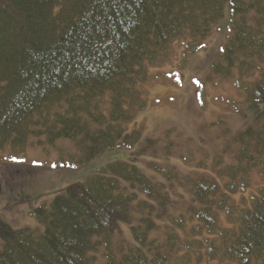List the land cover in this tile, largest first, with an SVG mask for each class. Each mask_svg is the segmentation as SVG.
I'll return each mask as SVG.
<instances>
[{
  "label": "trees",
  "instance_id": "trees-1",
  "mask_svg": "<svg viewBox=\"0 0 264 264\" xmlns=\"http://www.w3.org/2000/svg\"><path fill=\"white\" fill-rule=\"evenodd\" d=\"M226 14L205 82L231 83L250 112L264 103V0H0V161L130 153L36 208L35 228L0 215V264H264V110L238 132L211 123L224 144L207 159L139 119L153 70L176 63L166 77L182 81Z\"/></svg>",
  "mask_w": 264,
  "mask_h": 264
},
{
  "label": "rangeland",
  "instance_id": "rangeland-1",
  "mask_svg": "<svg viewBox=\"0 0 264 264\" xmlns=\"http://www.w3.org/2000/svg\"><path fill=\"white\" fill-rule=\"evenodd\" d=\"M223 21L212 32L206 48L189 59L182 81L174 82L166 77L175 69L176 63L153 70V73L161 74V78L151 80L148 85L149 106L139 117L145 121L150 137L162 138L165 131L175 129L182 132L185 139L192 138V150L197 159L212 158L224 144L220 129L210 128L211 123L224 119L232 131L238 132L252 124L257 114L251 112L254 108L264 110L263 103L247 111L231 83L212 85L205 82L209 67L217 59L228 35L227 14ZM199 95L206 97L204 108L198 101ZM235 106L240 109L235 110ZM129 155L126 150H116L85 167L71 169L57 167L56 164L60 165L62 159H66L61 158L57 150L48 155L40 149L14 155L4 152L0 161V215L14 229L35 228L38 224L31 214L36 208L54 199L63 189L86 181L107 164L127 161ZM146 166V160L139 165L150 175Z\"/></svg>",
  "mask_w": 264,
  "mask_h": 264
}]
</instances>
